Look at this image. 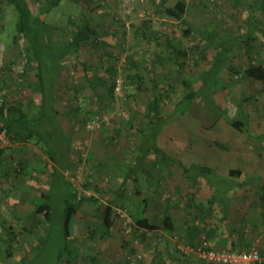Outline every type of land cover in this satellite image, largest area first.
Listing matches in <instances>:
<instances>
[{"label": "rangeland", "instance_id": "374dc122", "mask_svg": "<svg viewBox=\"0 0 264 264\" xmlns=\"http://www.w3.org/2000/svg\"><path fill=\"white\" fill-rule=\"evenodd\" d=\"M0 1V101L7 106L20 103L30 121L38 114L40 99L34 90L37 65L28 61L26 39L13 41L15 12ZM27 1L33 14H41L44 0ZM163 1L164 5L161 0H62L41 14L54 49L78 31L69 22L76 23L81 13L96 36L78 49L86 69L69 58L52 75L51 69L45 71L53 97L52 102L46 98L34 127L42 138L9 140L0 134V264H205L194 254L181 252L180 240L173 237L183 238L178 228L192 222L203 228L195 217L197 206L208 205L213 195L216 201L205 215L215 229V236L207 239L210 246L227 249L221 238L241 237L237 249H258L264 264V200L253 186L264 184V82L247 79L243 71L249 66L264 71V5L259 0H182L187 6L185 22L239 37L247 34V10L241 3L258 9L253 33L229 53L209 87V98H196L185 112L172 114L171 106L184 92L181 76L162 47V38L153 34H170L176 44L190 48L183 73L193 82L213 51L187 24L164 14V7L178 0ZM134 74L142 78L141 86L132 82ZM155 84L160 92L167 90L159 117L165 123L156 137L166 157L156 159L150 151L146 170L151 173L138 171L125 179L139 152V130L149 125L146 104ZM218 107L231 117L245 116L248 134L229 126ZM41 148L50 150L57 161H68L51 179L49 223L42 214H33L34 204L40 202L36 197L48 190L53 165ZM173 159L191 169L183 173ZM192 165L207 166L211 175L202 178ZM229 169L242 174L230 178ZM61 173L81 199L76 228L67 236L62 232ZM244 180L252 184L239 187ZM117 191L129 204L145 199L146 218L159 220L167 214L177 230L144 231L132 225L126 209L115 208L113 227L103 234L104 208ZM220 199L229 204L225 218ZM201 237L200 229L198 240ZM9 238L12 255L6 256ZM64 245L71 250L63 252Z\"/></svg>", "mask_w": 264, "mask_h": 264}, {"label": "trees", "instance_id": "16d2710c", "mask_svg": "<svg viewBox=\"0 0 264 264\" xmlns=\"http://www.w3.org/2000/svg\"><path fill=\"white\" fill-rule=\"evenodd\" d=\"M8 5H10L15 12V33L13 35V41L17 42V40L21 37L26 39V53L29 58L28 61H34L36 63V78L37 81L35 83V91L39 94V104H38V114L27 120V117L21 108L20 103H16L10 106H7L4 101H0V134L4 133L5 136L9 140H20L27 141L33 138H42L41 134L34 130V127L39 122L42 113V107L46 100V98L50 99L52 102V91L47 89V77L45 76V71L52 70L51 75L54 70H58L60 65L66 59H73L74 62L80 64L84 69H86L87 63L83 62L78 55V49L89 43L92 39H95L96 30L92 27L90 20L86 17L85 14L81 13L76 17L77 22L74 21L69 22L71 25H77L78 31L72 35L71 38L65 41L64 46H60L56 49L52 45L49 44L50 39V30L46 27V23L41 14L46 13V9H50L53 6L58 5L62 0H44L41 4V14L35 15L33 14L31 7L28 4L27 0H5ZM1 3V1H0ZM164 1L161 0V4ZM257 3L264 5V0H259ZM243 6H246L247 10V24H246V33H253V29H255V13L258 9V6H255L250 3H241ZM186 3L182 0H178L172 6L164 7V14L178 22H183L192 28L194 35H196L201 42L207 44L208 48L213 51L212 58L210 60H205L203 67L199 70V80L196 82L191 81L188 77L185 76L183 70L185 68V61L189 58L190 48H183L176 44L175 38L170 34H162V32H155L153 36L155 39H158V36L162 38L161 45L165 51L169 55L172 56L173 63L175 65V70L177 74L181 77L180 86L183 88L182 96L174 102L171 106L172 114H182L185 112L189 106L193 103L196 98L208 99L209 98V87L214 81V79L221 73L222 68L225 65V61L230 52L234 50L237 44H241L245 42L247 39V34L239 37L237 34H225L223 35L216 28L212 27H199L193 26L189 22H185L184 17L186 14ZM43 12V13H42ZM189 30L186 31V33ZM133 66L136 67V63L132 62ZM187 65V64H186ZM238 71H241L239 69ZM247 79L257 80L260 82H264V71L260 66H249L243 69ZM109 72H114L109 69ZM52 78L50 77V82L52 83ZM132 82L137 83V86H141L142 78L138 74H134L132 77ZM49 82V83H50ZM52 86V85H51ZM51 89V88H49ZM154 94L152 99L149 100L146 104V118L149 125L146 128L140 129V146L139 152L137 153L135 162L133 164L128 165V171L125 175V179L130 178L138 171H146L151 173V171L146 170L147 162L146 159L148 157V153L153 151L155 153V157L161 158L166 157L165 152L159 148L156 144V137L160 132L163 124L165 123L164 119H159L161 114V105L163 97L167 94V90L162 89L161 92L157 89L156 84L153 87ZM164 95V96H163ZM224 120L227 122L229 126H231L234 130L248 134V123L246 121L245 116L239 117V113L236 114V117H231L227 114L226 110L220 109ZM54 111V109L52 108ZM243 120H242V119ZM32 121V123H30ZM43 153L48 157V159L52 162V170L50 173V180L48 181V190L47 192H42L36 198L40 199V202L34 204V215L42 214L44 220L46 222L51 221L52 215V206L50 203L51 200V190L54 183V180L51 181L54 174L58 173V168L66 167L68 165V161L60 162L56 160L55 155L50 150H44L41 148ZM165 154V155H164ZM58 162V163H57ZM174 163H176L179 167L182 168L183 173H186L191 169L190 167H186L182 164L181 161L173 159ZM65 165V166H64ZM132 166V167H131ZM193 168L198 169L199 176L203 178V176L210 174L212 170L207 166L203 165H192ZM130 167V168H129ZM241 171L238 169H229L228 176L230 178H239L241 176ZM211 175V174H210ZM61 179V184L64 187V195H63V211H62V221H63V233L64 235H68L71 229L75 230L77 225V212L79 208V204L81 199L79 198L77 188L73 186V184L64 177L61 173L59 176ZM205 182L208 185H214L216 189H218V185L212 183L208 177H205ZM252 184V182L244 180L242 183H238V186ZM255 189L258 191L259 196L262 200H264V184H254ZM213 187V191L215 190ZM215 195H213L209 201L208 205H198L197 206V214L196 218L199 220V225H202L203 228H199L194 222L191 224H187L184 227L178 228L179 232L183 234V240L196 247L199 244L200 239L198 240V236L200 234V229L204 230V238L207 240L208 238H212L215 236V229H212L211 226L208 225L206 220V214L209 210V206L212 205L215 200ZM220 203V208L222 210L224 218L227 217L229 211V204L225 200H217ZM189 202V201H188ZM145 199H140L137 202L128 203L125 200V197L121 196L120 192H116L115 199L110 200L109 204H107L104 208L103 219L101 223V228L103 230V234H107L110 229L113 227L114 221L112 219V214L115 208L126 209L127 214L131 220L133 226L139 227L144 231H158L162 230L166 233L172 234L177 230L171 218L164 214L161 219L158 218H146L143 215V211H145ZM196 207V205H195ZM205 213V214H204ZM38 241L37 246H39L40 241ZM198 240V241H197ZM242 240L241 237H227L221 238L223 245L226 244V248L229 250L240 251L237 249V244ZM197 241V242H195ZM208 241V240H207ZM42 244V242H41ZM7 247L9 250L5 251L6 256H11V249L13 248V240L9 238L7 240ZM70 249L67 245H64V250ZM71 250V249H70ZM69 250V251H70ZM66 251V252H69ZM92 261L95 260V257H90ZM261 264V263H260Z\"/></svg>", "mask_w": 264, "mask_h": 264}, {"label": "built area", "instance_id": "2783aa9c", "mask_svg": "<svg viewBox=\"0 0 264 264\" xmlns=\"http://www.w3.org/2000/svg\"><path fill=\"white\" fill-rule=\"evenodd\" d=\"M179 241L178 249L184 253H192L205 264H260L262 257L258 249L234 251L229 249H214L209 242L202 237L196 247L184 243L183 238L174 236Z\"/></svg>", "mask_w": 264, "mask_h": 264}]
</instances>
